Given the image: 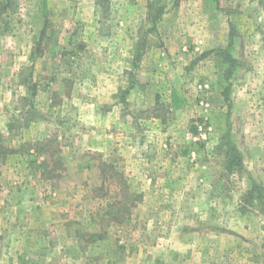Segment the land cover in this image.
Here are the masks:
<instances>
[{
    "label": "rangeland",
    "instance_id": "374dc122",
    "mask_svg": "<svg viewBox=\"0 0 264 264\" xmlns=\"http://www.w3.org/2000/svg\"><path fill=\"white\" fill-rule=\"evenodd\" d=\"M0 3V264H264V0Z\"/></svg>",
    "mask_w": 264,
    "mask_h": 264
},
{
    "label": "trees",
    "instance_id": "16d2710c",
    "mask_svg": "<svg viewBox=\"0 0 264 264\" xmlns=\"http://www.w3.org/2000/svg\"><path fill=\"white\" fill-rule=\"evenodd\" d=\"M153 4H149L150 7H152ZM6 8V5L3 3H0V11L4 10Z\"/></svg>",
    "mask_w": 264,
    "mask_h": 264
}]
</instances>
